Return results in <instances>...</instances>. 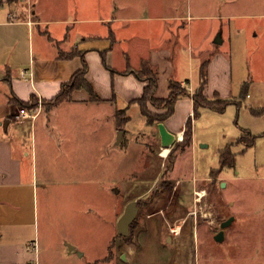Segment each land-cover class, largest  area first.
<instances>
[{"label":"crops","instance_id":"obj_1","mask_svg":"<svg viewBox=\"0 0 264 264\" xmlns=\"http://www.w3.org/2000/svg\"><path fill=\"white\" fill-rule=\"evenodd\" d=\"M73 1L77 0H44L45 5L34 9L32 0H0V264H88L82 262L91 254L86 239H95L96 232L101 239L102 234L99 227L86 228V208L97 217L101 210H111L114 232L105 237L111 238L108 255L115 251L116 256L108 262L128 261L136 253L132 245L147 231L154 244L174 252L171 264H194V231L170 233L176 211L154 214L118 257L117 223L129 204L120 201V195L128 196L147 183L151 189L147 193L154 190L165 167L159 151L163 148L160 123H148L137 103L148 84L137 72L145 63L157 72L158 98L170 96L172 80L191 92L177 101L174 114L162 122L176 138L172 147L184 142L187 121L194 124L193 139L180 148L170 174L171 181L181 185L180 178L172 177L178 158L188 152L197 154L203 141L208 144L202 147L211 145L199 136L197 126L204 112L212 109L203 108L195 118L193 95L201 85V67L209 60L205 95L232 99V56L219 51L211 39L196 49L190 37L195 19L189 12L179 14L181 7L174 16H166L159 5L152 17L140 20L125 14L127 8L120 10L113 0H105V7L101 0L91 7L80 0L75 8ZM77 50L84 56L62 57ZM83 57L89 65L86 79L98 98L81 88L71 99L47 108L42 102L54 99L82 69ZM33 96L40 99L38 107L29 109L36 117L22 121L18 118L22 106L15 100L27 103ZM125 109L129 121L130 111L138 109L149 129L130 130L127 123L120 127L118 111ZM240 126V135L248 129L254 133V125ZM235 141L227 140L218 151ZM214 169L194 177L188 194L195 195ZM182 195L189 197L185 191ZM164 201L161 195L153 196L151 207ZM106 257L89 264H101Z\"/></svg>","mask_w":264,"mask_h":264},{"label":"rangeland","instance_id":"obj_2","mask_svg":"<svg viewBox=\"0 0 264 264\" xmlns=\"http://www.w3.org/2000/svg\"><path fill=\"white\" fill-rule=\"evenodd\" d=\"M96 1L99 0H84L89 7L97 4ZM79 2L82 3L80 0L73 1V7L75 8ZM101 2L103 7L108 3L105 0ZM113 2H116L120 10L126 7L125 14L140 20L152 17L159 5H163L160 8L166 16H174L178 7H181L179 14L189 12L195 19L192 22L194 31L190 32V37H194L195 48H204L206 41L211 39L219 51L232 56L234 82L230 98L242 99L240 110L235 105L230 106L225 114L206 110L199 119L198 134L208 138L211 145L207 148L202 147L203 144H208L207 141H203L197 146V154L188 152L178 158L172 177L180 178L184 184L172 182L171 175H165L167 168H170L169 161L179 155L180 148L175 144L171 148V150L174 148V155L171 159L169 156L166 159L164 170L154 190L147 193L151 190L147 183V187L132 189L128 196L120 195V201L125 203L139 202L142 211L130 229L131 234L128 237L119 234L116 242L119 247L118 257L125 252L126 243L129 244V241L137 238L141 232L140 228L143 229L154 214L176 211L177 215H173L172 218L174 224L169 228L170 233L177 236L183 232L194 231L193 234H196L194 264H264V135L261 132L264 131L262 130L264 124L262 126L261 123L264 121V115L263 118L257 119L251 111V108L264 106V0H113ZM31 4L34 9L45 5L44 0H32ZM59 4L67 3L60 1ZM169 34L168 31V37ZM220 36L222 43L217 41ZM244 94L247 95L243 99ZM130 115L132 118L127 122L128 129L143 132L146 128L149 129L138 109H132ZM240 125H254L253 134L260 136L256 144L246 151L243 145H234L233 151L236 153L234 168L213 172L211 179L204 181V184L201 183L196 189L205 191L201 200L197 199L196 195H189L188 189L194 177H204L212 168H219L220 153L217 148L222 143L226 145L229 139L237 140ZM184 191L189 197H183ZM158 195L166 201L157 203L154 207H151L152 202L147 204L148 199L152 201L153 196ZM115 201L118 205V199ZM185 207L191 210L186 212L189 209ZM107 210L110 208L101 210L99 217L95 213H90L87 208L84 211L86 228L99 227L102 236L99 239V232L95 231L96 234L92 235L96 236L95 239L91 241L86 239V248L91 254L85 255L82 262L93 263L108 255L107 246L111 238L105 236L114 230L110 224L113 220L111 210L109 212ZM231 217L235 219L225 227L223 241H216L215 237L223 229L221 223ZM182 220L186 221L184 226ZM175 229H178V232ZM143 233L142 238L132 245L136 253L133 254L130 248L129 253L133 254L130 259L121 262L119 258L118 261L122 264H171L174 252L168 247L154 244L148 239L147 231ZM163 242L167 244L166 238ZM115 256L114 251L100 263L114 264L108 261Z\"/></svg>","mask_w":264,"mask_h":264},{"label":"trees","instance_id":"obj_3","mask_svg":"<svg viewBox=\"0 0 264 264\" xmlns=\"http://www.w3.org/2000/svg\"><path fill=\"white\" fill-rule=\"evenodd\" d=\"M79 55H83V52H80L79 50L73 51L69 54L62 53V57H74ZM209 60L205 61L201 67V73L200 76H202L201 85L197 89V92L193 95L194 99V107H195V118L198 119L201 116V111L203 108H209L212 109L215 112L219 113H225L227 109L232 105H236L238 109L242 107V99L232 98V99H224L220 97V95H217L215 99H209L205 95V85L207 84V68H208ZM89 65L87 64L85 58L83 57V67L82 69L78 70L77 73H75L69 82L64 83L61 91L56 95V97L52 100L43 101L42 103L48 108L51 106H54L60 102H63V100H68L72 98V93L75 90L84 88L86 89L89 94L92 96V98L97 99L98 96L95 93V90L93 89L92 85L89 83V81L86 79V74L88 73ZM126 73H129L126 71ZM138 78H141L142 80L148 81V84L145 86L143 90V96L140 98L139 101H137L139 107L142 109L143 115L147 118V122L151 125H156V123H162L171 115L174 114L176 110V103L179 99L191 95V92L188 91V89H185L182 84L178 81L172 80L170 84V96L168 98H158L155 93V89L157 87L158 83V77L157 72L153 70L148 63H145V66L143 69L139 70L137 72ZM9 79V78H8ZM247 94L243 95V99ZM16 104L18 103L22 108H28L33 109L40 105V99L37 96H33L32 99L29 102H24L17 98L15 100ZM153 106L154 108H159L165 110L163 113L153 112V110L149 107ZM252 115L255 117H263L264 115V107L263 108H251ZM127 110H120L118 111V124L120 127H123L125 123L129 121V115H126ZM123 115H126L124 118ZM187 124V129L184 134V142L181 145H178V148L185 149L187 145H189L193 139V122L189 119ZM260 136H257L253 134L249 129L248 130H242V133L240 137L233 143L228 144L224 148L220 149V163H219V169H214V173L222 172L225 168H234L235 166V160H236V153L233 151L234 145H243L245 148V151L248 150L250 147H253L256 144L257 139ZM174 149V148H173ZM173 149L170 151L169 157L174 155ZM177 159V156L169 161L170 168H167L166 176L168 174H171L173 171L174 163ZM212 172V173H213ZM152 201L147 200V204H150ZM139 206V213L142 211L141 205L138 202ZM139 218V214H138ZM137 218V219H138ZM136 221L133 222V224ZM131 225V227L133 226ZM132 229V228H131ZM113 252H110V254Z\"/></svg>","mask_w":264,"mask_h":264},{"label":"water","instance_id":"obj_4","mask_svg":"<svg viewBox=\"0 0 264 264\" xmlns=\"http://www.w3.org/2000/svg\"><path fill=\"white\" fill-rule=\"evenodd\" d=\"M217 41L222 43L221 36L218 38ZM7 123L6 125H8ZM159 129H160L161 138L163 139V148H167V146H169V141L173 135L171 136V134L168 132L164 123L159 124ZM119 136H122V132H119ZM175 140L176 138L174 137V142ZM171 148L169 149V153L171 151ZM224 185H226L225 182H224ZM138 214H139L138 202L137 201L130 202L126 208L125 213L122 215L118 223V232L121 236L128 237L131 234V231H130L131 225L133 224L134 221L137 220ZM234 219H235L234 217H231L229 220L221 223V228L223 229L215 237L216 241L218 242L223 241L224 236H225V227L229 226L234 221Z\"/></svg>","mask_w":264,"mask_h":264},{"label":"built area","instance_id":"obj_5","mask_svg":"<svg viewBox=\"0 0 264 264\" xmlns=\"http://www.w3.org/2000/svg\"><path fill=\"white\" fill-rule=\"evenodd\" d=\"M20 115H19V119L22 120V121H26V120H33V118L36 117V114L34 112H31L29 109L27 108H20ZM201 191H195V195L198 197L197 199L201 200L202 197H201V194H200ZM177 232L178 230L175 229Z\"/></svg>","mask_w":264,"mask_h":264},{"label":"bare ground","instance_id":"obj_6","mask_svg":"<svg viewBox=\"0 0 264 264\" xmlns=\"http://www.w3.org/2000/svg\"><path fill=\"white\" fill-rule=\"evenodd\" d=\"M181 136V135H180ZM182 137V136H181ZM173 142H174V137L172 136V138L170 139V141H169V146H167V148H162V150H160L161 151V163L163 164V165H165V163H166V159L168 158V156H169V149L172 147V144H173ZM200 194H201V197L203 198L204 197V195H205V191L204 192H200Z\"/></svg>","mask_w":264,"mask_h":264}]
</instances>
